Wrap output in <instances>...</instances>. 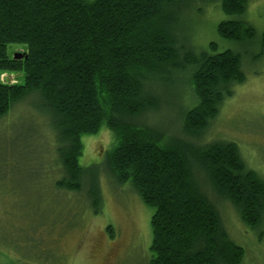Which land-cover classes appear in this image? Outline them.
<instances>
[{
    "label": "trees",
    "instance_id": "obj_1",
    "mask_svg": "<svg viewBox=\"0 0 264 264\" xmlns=\"http://www.w3.org/2000/svg\"><path fill=\"white\" fill-rule=\"evenodd\" d=\"M204 3L228 15L217 25L222 38L264 47V32L256 38L244 19L248 0H0V72L23 73L22 82L0 81V119L36 96L55 132L56 184L81 192L88 180L95 213L103 172L130 183L153 208L149 264H240L245 251L230 238L216 199L230 202L252 230L264 225V179L238 145L198 142L246 78L245 49L210 43L212 53L195 51L190 31L185 35L184 18ZM12 43L24 47L22 58L8 54ZM177 76L187 78L183 87L195 105L178 110L173 134L169 120L150 124L148 115L172 105L168 90L177 82L165 84ZM102 126L113 142L101 163L83 167L81 137Z\"/></svg>",
    "mask_w": 264,
    "mask_h": 264
},
{
    "label": "rangeland",
    "instance_id": "obj_2",
    "mask_svg": "<svg viewBox=\"0 0 264 264\" xmlns=\"http://www.w3.org/2000/svg\"><path fill=\"white\" fill-rule=\"evenodd\" d=\"M193 12L184 18L182 27L186 36L190 31L195 51L212 53L210 43L219 50L245 49V81L235 85L231 96L219 105L198 142H235L247 167L264 179V47L261 42L249 47V43L222 38L217 25L229 17L217 3L196 4ZM244 19L254 27L256 38H261L264 0H248ZM24 51L19 44L7 46L11 57ZM178 77L165 84L169 89L177 82L171 90L166 88L172 105L148 115L150 124L166 125L169 120L167 128L173 134L178 131V110L195 105L183 87L187 78ZM0 81L22 82L23 73L0 72ZM173 105H179L177 110ZM39 107L37 97L30 95L0 119V264H149L153 208L141 201L130 183L118 184L106 172L99 179L102 198L98 213L91 205L88 180L81 192L60 188L56 184L62 171L55 132L49 115ZM81 142L78 162L88 167L101 163L113 138L102 126L96 134L82 136ZM208 194L214 199L210 191ZM216 207L230 238L245 251L240 264H264V225L258 230L245 226L228 201L216 199Z\"/></svg>",
    "mask_w": 264,
    "mask_h": 264
},
{
    "label": "water",
    "instance_id": "obj_3",
    "mask_svg": "<svg viewBox=\"0 0 264 264\" xmlns=\"http://www.w3.org/2000/svg\"><path fill=\"white\" fill-rule=\"evenodd\" d=\"M14 59H20V58H22L23 57V54H20V53H15V54H13V56H12Z\"/></svg>",
    "mask_w": 264,
    "mask_h": 264
}]
</instances>
